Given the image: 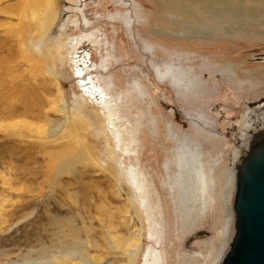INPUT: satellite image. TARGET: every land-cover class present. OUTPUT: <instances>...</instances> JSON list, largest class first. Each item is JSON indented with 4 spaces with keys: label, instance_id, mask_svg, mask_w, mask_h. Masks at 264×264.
Segmentation results:
<instances>
[{
    "label": "rangeland",
    "instance_id": "374dc122",
    "mask_svg": "<svg viewBox=\"0 0 264 264\" xmlns=\"http://www.w3.org/2000/svg\"><path fill=\"white\" fill-rule=\"evenodd\" d=\"M67 2L78 15L72 35L89 30L81 22L84 13L90 17V32L104 41L92 43L94 58L99 63L108 58L103 80L125 95L126 116L136 124L138 115H145L138 160L158 193L151 198L163 223L161 243L149 239L146 218L126 179L109 170L115 162L107 158V145L114 143L100 135L95 109H73L75 93L81 92L78 79L56 58L51 40L43 45L40 23L48 11L46 0L31 10L34 17L29 13L23 19L19 9L29 0H0V264H128L129 256L116 248L115 240L138 235L143 243L130 251L136 252L131 264H142L152 243L164 251L168 264H185L189 255L209 257L211 243L219 247L224 237L215 226L218 184L212 170L216 162L235 156L243 140L242 118L249 114L245 118L251 119L247 109L264 101V33L242 32L221 40L180 38L179 33L154 38L153 29L164 25L161 13L174 19L167 24L172 30L180 15L151 0H138L141 16L132 13L134 23L129 25L122 0ZM67 15L54 25L51 37ZM258 18L256 28L264 31V16ZM149 42L156 49L146 48ZM190 79L200 86H189ZM136 84L145 92L147 87V100L134 90ZM151 110L159 134L151 128ZM166 121L201 147V199L208 200L210 216H198L197 224H184L179 196L165 180L163 162L166 156L175 160L182 146L168 137ZM193 187L184 180L176 193L185 195V188L194 192Z\"/></svg>",
    "mask_w": 264,
    "mask_h": 264
},
{
    "label": "bare ground",
    "instance_id": "6f19581e",
    "mask_svg": "<svg viewBox=\"0 0 264 264\" xmlns=\"http://www.w3.org/2000/svg\"><path fill=\"white\" fill-rule=\"evenodd\" d=\"M137 1L138 0H122V4L125 7L128 6L129 12L123 19H125L129 25L133 22L134 17H132V13L136 17L139 15L141 16V9L137 10V8L139 9L136 4ZM151 1L154 2L156 6L158 5L159 7L165 8L174 15L178 14L181 17L179 18L180 24L175 30H172L167 24L171 23V20L174 19L165 18L164 14L161 13V19L164 25L159 27V30L153 29V33L158 35L154 38L163 37V34L174 36L179 33L180 38L221 40L224 37L233 39L242 32L258 35L264 33L260 28H256L257 23L255 22L257 19L259 20V16H264V0H160L162 1V5L158 4V0ZM38 2H40V0H29V3L22 4V7L20 6L21 8L19 9L20 18L23 19L29 16V13L34 17L35 12H31V10L34 9V6H37L36 4ZM68 3L67 0H46L48 11L47 13H43V20L40 23L42 37L44 36L43 45H47L51 40L53 42L52 48L55 50L56 58L60 61L62 66H64L65 63L69 65L72 69V76L78 79L77 86L81 92L75 93L76 106L73 109L81 112L89 111V107L95 109L93 111L95 114H98L101 123V128L99 129L100 135L105 138L107 137L109 141L111 140L113 141L112 143H114V145L111 144V147L107 145V151L109 152L107 158H112L115 162L114 165H110V169L102 165L100 166L104 167L106 170H111L116 178L119 177V173H121L122 177L126 179L133 189L135 198L146 218L149 239L158 245L161 243L160 239H162L160 238V227L163 226V223L158 219L157 210L153 202L154 198H151L154 193H158L153 180L149 178L148 173L144 171L140 160H138L140 158L139 141L141 133H143V129L139 131V128L146 123L142 118L145 115H138L136 124L130 116H126L124 113L126 104L125 95L123 92H113L114 83L103 80L108 69V62L106 61L108 58L104 56L100 63L94 58L93 48L91 46L92 43L98 45V40L99 42H103L102 44H104V41L95 33L90 32V17L84 13H81L83 15V20H81V22L84 24V29L89 30L86 32L84 31V34L81 35H72L76 27L79 26V22L76 20L78 15L70 10L71 7ZM124 6L123 8H125ZM66 14L68 15L63 25H61V30L58 32L57 36L51 37L54 25ZM71 19H74L75 22L72 23ZM135 22L137 21L135 20ZM244 23L250 24L244 26ZM146 48L150 50L156 49L155 44L152 42H149ZM155 68L157 71L158 66ZM194 79H190V83H188L189 86H200ZM195 83L198 85H194ZM142 88L143 87L139 84H136L134 90L139 91L146 99V94H149V91L147 87L146 92L142 90ZM206 89H208V87ZM99 109H102V112H100L101 110L99 111ZM247 112L252 113L253 116L250 115L252 118L248 120L245 118L249 115L247 113L248 115L242 118L245 123V126H243V140L239 148H237L234 154L235 156L231 157L229 161L222 162L219 159L218 161L222 163L216 162L217 166L213 167L212 170V172H214L212 177L214 175V181L218 184L217 199L219 210L215 226L219 225L221 227L218 234L224 236L222 241L219 242L221 246L218 247L215 243H211L209 257L206 254H201V256L198 255V257L189 255L185 257L187 260L185 264H192L189 258L198 259L197 264H222L230 248L235 230L233 203L236 194L237 167L253 137L264 132V101L257 104L253 103L247 109ZM150 116L149 120L153 124L151 128H154V132L157 130L156 134H159L160 129L158 121L153 115L152 110L150 111ZM173 125L174 124L170 121L165 122L168 137L172 136L177 140L178 144L181 142L180 145L182 146L181 151H179L180 154L176 155L175 160L166 156L163 162L164 172H166L167 176L165 180L169 181L168 183L174 196H179L178 203L181 207L180 215L184 217V224H191V222L197 224L198 216L201 218L207 217V219L210 216L208 200L205 197H203V200L201 199V195L204 194L205 190V171L202 164V155L199 151L201 147L196 143H194V145L190 144V140H188L185 135L180 136L179 131L177 132ZM210 157L213 159V155ZM217 157L222 158L225 157V155H218ZM96 160L97 159H94V161ZM186 162H188L189 165H187ZM172 165L175 166L174 181H172ZM184 180H187L189 185L194 186V192L189 193V188H185V195L181 196L176 193V191H179V186ZM159 197L158 199L161 200ZM160 213H163V210L160 209ZM161 218L163 221L162 216ZM222 226L225 227V229L222 230ZM119 239L115 240L116 248L121 249L125 254L127 253L129 256L128 264H131L136 252L132 254L130 251L132 249L138 250L142 246L143 238L138 235L131 236L125 240L124 238H121L122 240ZM214 255H216L215 261H212ZM142 264H168V259L165 257L164 251L152 243L148 245Z\"/></svg>",
    "mask_w": 264,
    "mask_h": 264
},
{
    "label": "water",
    "instance_id": "95a60500",
    "mask_svg": "<svg viewBox=\"0 0 264 264\" xmlns=\"http://www.w3.org/2000/svg\"><path fill=\"white\" fill-rule=\"evenodd\" d=\"M236 183L235 230L222 264H264V132L245 151Z\"/></svg>",
    "mask_w": 264,
    "mask_h": 264
}]
</instances>
